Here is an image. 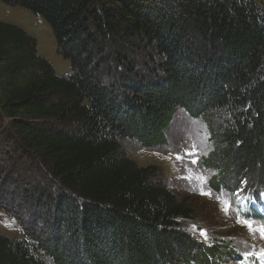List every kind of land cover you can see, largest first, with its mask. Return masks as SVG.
Returning a JSON list of instances; mask_svg holds the SVG:
<instances>
[{"label":"trees","instance_id":"obj_1","mask_svg":"<svg viewBox=\"0 0 264 264\" xmlns=\"http://www.w3.org/2000/svg\"><path fill=\"white\" fill-rule=\"evenodd\" d=\"M0 1L41 16L70 62L58 77L33 37L0 21V180L16 177L12 192H22L32 220L46 227L38 239L0 203L24 235L0 236V264H48L39 253L49 264L240 263L231 241L205 246L182 227L196 220L191 204L168 190L158 167L128 157L123 143L165 146L183 111L210 130L205 162L219 171L214 187L232 172V186L247 183L246 194L264 195V7ZM25 160L36 172L23 174Z\"/></svg>","mask_w":264,"mask_h":264},{"label":"rangeland","instance_id":"obj_2","mask_svg":"<svg viewBox=\"0 0 264 264\" xmlns=\"http://www.w3.org/2000/svg\"><path fill=\"white\" fill-rule=\"evenodd\" d=\"M252 1L264 7V0ZM0 21L17 26L33 37L36 40L37 54L53 66L58 77L70 73V62L57 54L52 30L41 16L19 6H7L0 1ZM145 55L149 56L151 52L138 57L139 66L143 68L144 65L147 68L148 64ZM2 123L3 120L0 126ZM209 132L206 123L192 119L185 112L179 111L166 135L168 143L165 146L151 150L134 142H124L123 148L127 156L139 166L158 167L161 180L168 190L178 198L188 200L195 210L196 220L182 222V227L201 244L211 246L218 241H231V247L243 253L238 264H264V222L246 212L240 214L239 203L243 206L247 203L242 199L248 195L246 193L250 189L247 183L243 185L240 182L239 186H232L235 175L230 172L223 176L225 179L223 185L216 188L212 184V180L220 174L217 169H213L205 162L211 149ZM28 166L30 163L25 160L22 164L23 174L31 175L32 172H36L35 168L30 169ZM14 178L16 177L12 175V178L4 182L5 187L2 179L0 180V203L21 215L29 230L34 232L38 239H45L46 227L43 222L33 221L30 217L35 211L34 207L25 204L22 192H12L11 184ZM256 207L264 214V204H256ZM0 236L10 241L24 239L21 224L1 209ZM39 254L48 264L50 263V259Z\"/></svg>","mask_w":264,"mask_h":264},{"label":"snow or ice","instance_id":"obj_3","mask_svg":"<svg viewBox=\"0 0 264 264\" xmlns=\"http://www.w3.org/2000/svg\"><path fill=\"white\" fill-rule=\"evenodd\" d=\"M189 155H191V153H188ZM194 163H195V161H194ZM249 226H251V225H249Z\"/></svg>","mask_w":264,"mask_h":264}]
</instances>
